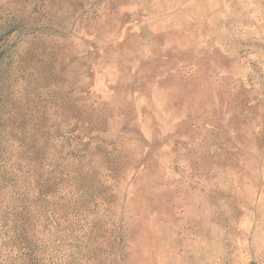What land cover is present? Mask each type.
Instances as JSON below:
<instances>
[{"label": "rangeland", "instance_id": "1", "mask_svg": "<svg viewBox=\"0 0 264 264\" xmlns=\"http://www.w3.org/2000/svg\"><path fill=\"white\" fill-rule=\"evenodd\" d=\"M0 264H264V0H0Z\"/></svg>", "mask_w": 264, "mask_h": 264}]
</instances>
